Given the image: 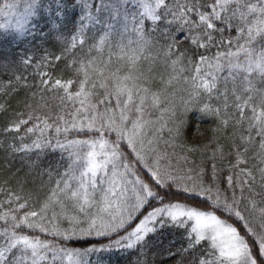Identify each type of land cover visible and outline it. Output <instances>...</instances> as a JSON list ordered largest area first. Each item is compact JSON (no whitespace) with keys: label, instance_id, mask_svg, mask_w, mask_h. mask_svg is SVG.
<instances>
[{"label":"snow or ice","instance_id":"6c2138e0","mask_svg":"<svg viewBox=\"0 0 264 264\" xmlns=\"http://www.w3.org/2000/svg\"><path fill=\"white\" fill-rule=\"evenodd\" d=\"M128 3L74 0L81 15L67 33L61 4L49 29L59 54L0 62L14 76L0 95L27 90L0 137L18 141L6 148L42 180L26 194L0 187V264H106L101 254L114 252L128 264H264V0ZM37 7L2 0L0 30L23 37ZM104 10L122 30L89 35ZM192 112L216 123L206 145L184 139ZM229 125L221 145L215 134ZM210 147L209 163L197 161ZM49 150L63 171L41 167Z\"/></svg>","mask_w":264,"mask_h":264},{"label":"trees","instance_id":"16d2710c","mask_svg":"<svg viewBox=\"0 0 264 264\" xmlns=\"http://www.w3.org/2000/svg\"><path fill=\"white\" fill-rule=\"evenodd\" d=\"M2 2V0H0ZM29 2V0H19L20 8L19 11L24 10V5ZM120 0H104V3H119ZM74 0H38V7L36 9V15L32 17V24L30 25V32L25 33L23 37L18 36L14 31L10 30L5 32L0 30V62L11 61L18 62L21 54L23 53H34L37 61L43 56L45 51H51L59 54V45L54 39L56 30L52 29V22L55 20L57 23L61 22L60 17L56 15L57 12L61 11L60 5L63 4L64 19L63 24L65 25L64 31L69 32L73 25L78 22L79 16L81 15V9L79 6L73 7ZM94 7H100L101 0H93ZM127 7L136 11V7L133 5L132 0H129ZM98 16L101 23L98 25L89 26V35L96 33L97 35L103 34V32L108 31L107 24L111 23L115 25V30L117 32L122 30V21L112 19L111 13L107 10L95 13ZM5 20L4 17H0V22ZM47 34V35H44ZM234 34V33H233ZM182 39V37H180ZM77 55H83V53L77 51ZM106 58V57H105ZM145 68L148 67V62H142ZM60 66L65 69V72L69 73L65 78H74L71 74V69L65 66V62L62 59L59 62ZM117 66L116 58L113 57V70ZM18 72L19 69L17 68ZM163 70L157 66V73ZM24 75L28 83L34 82V73L32 68L27 69ZM164 78L167 79V73H164ZM14 79L13 70L9 68H0V82H8ZM181 85L173 83V85L168 86L169 92H174L179 89ZM164 88V85L159 82V77L157 82L153 86L154 91H160ZM26 89L21 87L19 91L14 92L10 96L0 95V104L7 101L8 112L0 113V127L10 118L13 111L18 110L22 107L19 101L26 99ZM180 93L177 92V95ZM58 101H53L57 103ZM215 103V101H214ZM233 109L230 108L229 112ZM199 125L200 133L196 132L195 126ZM216 127V123L205 117H200L198 113L192 112L188 115V125L184 129V139L188 146H202L209 143V140L213 137V132L211 129ZM232 131L231 125L227 130H220L215 135L219 138V143L221 145H227L229 143L226 137ZM27 142V141H26ZM8 143H18V141L13 142L5 140L0 137V145L5 147H0V187L5 186L7 182V187L19 188L23 186V192L26 194L28 192H35L40 188L42 180L39 176L41 169H36L30 171L27 162L22 159V153L13 154L10 150L6 148ZM211 147L204 153L197 155L195 158L197 161L203 159L206 164L209 163L207 157L211 153ZM66 155V154H64ZM62 154L59 151L53 152L49 150L47 154L41 160V167L47 169L52 168L53 171L60 170L63 171L64 166L67 161L62 159ZM59 166V167H58ZM43 180H47V176L43 177ZM259 202V198H256ZM258 203V207H259ZM169 235L175 240L177 245L184 243L179 232L172 231ZM78 246V245H70ZM106 264H128V253L125 252H114L111 254H101L100 257ZM93 260L96 259L95 256L92 257Z\"/></svg>","mask_w":264,"mask_h":264},{"label":"rangeland","instance_id":"374dc122","mask_svg":"<svg viewBox=\"0 0 264 264\" xmlns=\"http://www.w3.org/2000/svg\"><path fill=\"white\" fill-rule=\"evenodd\" d=\"M134 5V4H133Z\"/></svg>","mask_w":264,"mask_h":264}]
</instances>
